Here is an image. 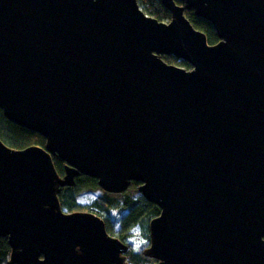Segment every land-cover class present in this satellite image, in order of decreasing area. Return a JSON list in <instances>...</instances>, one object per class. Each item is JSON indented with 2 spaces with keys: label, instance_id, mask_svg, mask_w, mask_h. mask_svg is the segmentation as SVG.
<instances>
[{
  "label": "water",
  "instance_id": "obj_1",
  "mask_svg": "<svg viewBox=\"0 0 264 264\" xmlns=\"http://www.w3.org/2000/svg\"><path fill=\"white\" fill-rule=\"evenodd\" d=\"M160 1L169 22L138 0H0V109L46 139H0L8 264H130L101 217L63 210L80 175L140 184L155 264H264V0Z\"/></svg>",
  "mask_w": 264,
  "mask_h": 264
},
{
  "label": "trees",
  "instance_id": "obj_2",
  "mask_svg": "<svg viewBox=\"0 0 264 264\" xmlns=\"http://www.w3.org/2000/svg\"><path fill=\"white\" fill-rule=\"evenodd\" d=\"M143 11L158 19L159 21L171 20L170 12L162 5L160 0H138ZM184 5L183 2L177 1ZM185 15L190 19L195 28L204 32L207 35L210 44H215L219 41L217 33L212 24L198 16L192 10H186ZM166 62L185 66L190 68V64L185 61H180L173 56H163ZM0 139L9 147L14 149H24L31 145H39L44 147L46 139L35 132L27 130L10 122L5 118L2 109H0ZM53 162L58 173L64 175L65 163L53 155ZM75 185L72 187H64L59 195L62 208L65 212L80 211V206L77 200V194L82 190L95 188L98 186V180L89 176L80 175L76 178ZM138 182H132V187H137ZM87 211L93 212L101 217L106 224L108 233L128 245V240L132 237L134 229L139 228L147 242L144 250L135 251L130 245L129 251L126 254L127 261L130 264H155L158 261L152 257L145 255V250L150 244L149 224L152 219L159 216L161 209L148 202L141 193L136 197H124L122 201H117L104 197L101 200H95L90 205L86 206ZM113 212L122 213L119 219V227L116 228L112 224L111 216ZM11 247L7 237H0V264H8L10 261Z\"/></svg>",
  "mask_w": 264,
  "mask_h": 264
},
{
  "label": "rangeland",
  "instance_id": "obj_3",
  "mask_svg": "<svg viewBox=\"0 0 264 264\" xmlns=\"http://www.w3.org/2000/svg\"><path fill=\"white\" fill-rule=\"evenodd\" d=\"M169 21H164V22H169ZM173 64L178 65V64H176V62H174ZM178 66H180V65H178ZM181 67H185V66H181ZM185 68L191 69L192 67L190 66V68H188V67H185ZM138 187L139 186H137V187L131 186L126 192H124L122 194L107 193L100 186H97L95 188L82 190L80 193L77 194V200H78V203H79V206L81 209L80 211H87L86 206L90 205L95 200H98V199L101 200L104 197H108L110 199H114L117 201H122L124 197H136L140 193L138 190ZM112 215H113V216H111L112 224L116 228H118L119 227V219H120L122 213L113 212ZM146 244H147V242L145 240L144 235H142V231L139 228L134 229L132 232V237L128 240V245H130L133 250L139 251L141 249L144 250L146 248Z\"/></svg>",
  "mask_w": 264,
  "mask_h": 264
}]
</instances>
